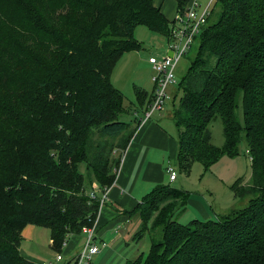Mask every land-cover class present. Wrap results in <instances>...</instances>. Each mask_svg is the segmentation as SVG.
<instances>
[{
    "label": "trees",
    "instance_id": "trees-1",
    "mask_svg": "<svg viewBox=\"0 0 264 264\" xmlns=\"http://www.w3.org/2000/svg\"><path fill=\"white\" fill-rule=\"evenodd\" d=\"M175 1L183 10L187 0ZM1 8L0 264H36L20 252L26 225L48 228L59 252L93 226L100 203L91 184H113L114 150L136 129L122 119L113 67L141 47L136 26L168 38L173 20L153 0H0ZM195 42L171 103L177 167L189 173L197 161L209 170L237 156L243 139L250 176L230 190L247 203L182 223L189 192L157 184L131 211L140 218L131 239L138 244L147 233L148 251L121 264H264V0H214ZM135 95L141 110L147 94L135 88ZM216 118L221 145L209 129Z\"/></svg>",
    "mask_w": 264,
    "mask_h": 264
},
{
    "label": "rangeland",
    "instance_id": "rangeland-1",
    "mask_svg": "<svg viewBox=\"0 0 264 264\" xmlns=\"http://www.w3.org/2000/svg\"><path fill=\"white\" fill-rule=\"evenodd\" d=\"M164 12L169 20H172L176 4L172 0H165ZM161 2V1H159ZM199 3V9H203L208 0H197ZM3 12V8L0 9ZM171 17V18H170ZM134 37L139 42L140 48L135 50H129L124 52L115 63L112 74L111 82L118 88L124 96V108L125 112L122 115V119H133L134 110L139 107L136 100L135 88L144 90L147 94L145 104L149 102V99L155 88L154 77L156 76L152 65L149 63L148 58L162 57L167 54L169 39L161 33L150 30L145 25H138L134 29ZM197 42H193L191 48L177 61L174 66V74L176 83L173 86H168L167 96L165 104L161 109L156 110L153 113L152 120H159L165 128L172 132L177 140V131L171 120L169 113H171V103L175 100L174 96L177 91V87L180 79L185 74L189 65L190 59L194 56L195 47ZM176 101V100H175ZM145 109V108H144ZM139 110V109H138ZM141 111V110H139ZM236 117L239 123L244 124V112L242 101L239 96L236 107ZM134 123V122H133ZM209 129L212 135V142L216 145H221L223 142L222 124L218 118L211 121ZM170 162L176 170L177 179L170 182L168 179V173H166L165 183L172 187L182 188L187 190L190 194V200L193 198L201 200L209 212L208 216H202L194 206L188 203L184 212L178 216L180 222H189L193 218L206 219L216 218L218 214L229 212L232 208L244 207L247 203V198H234L230 186L235 179L241 177L245 180L250 176V160L246 153V146L243 139L239 143V153L235 157L222 156L217 162H215L209 170H204L200 162L195 161L189 173L180 171L177 167V163L170 157ZM81 164V172H85V167ZM44 234L38 235L37 244L33 245L29 243L31 248L38 254L39 248L44 249V255H41V259L44 260V264H72L68 262L70 257L65 255L63 247L61 251H56L49 246V229L39 226ZM99 239H96V243L101 246ZM149 236L144 234L142 239L137 244V249L143 256L149 248ZM59 253L62 256L61 260H56L55 256ZM136 254V253H135ZM138 254V253H137Z\"/></svg>",
    "mask_w": 264,
    "mask_h": 264
},
{
    "label": "crops",
    "instance_id": "crops-1",
    "mask_svg": "<svg viewBox=\"0 0 264 264\" xmlns=\"http://www.w3.org/2000/svg\"><path fill=\"white\" fill-rule=\"evenodd\" d=\"M172 1L176 4L175 0ZM165 2L153 0L154 5L159 6L164 15ZM175 11L172 19L178 11L177 4ZM144 108L141 111L134 110V118L127 119L134 122L136 129L126 148L114 150V156H119L120 162L113 184L102 190L96 182H92L88 191L90 194H96L98 198H102L105 193L104 203L99 206L92 226V237L95 243L96 239H99L98 241H104L106 245L92 255L90 264H121L136 255L137 243L132 241L131 235L137 229L140 218L137 213L131 211L155 185L165 183V166L171 161L170 157L176 162L178 145L174 134L159 120H152L153 113L157 111H154L149 119L138 122L143 116ZM169 115L171 117V113ZM188 203L199 210L202 216H208V207L201 200L192 197ZM21 234V254L36 264H44V260L41 259L44 249L39 248L36 254L29 245V243L39 245L37 239L40 237L37 236L44 234L42 229L37 225L28 224ZM84 238V232L70 235L63 247V253L70 257L68 262L75 264V256L80 251ZM49 241L51 247L50 233Z\"/></svg>",
    "mask_w": 264,
    "mask_h": 264
},
{
    "label": "built area",
    "instance_id": "built-area-1",
    "mask_svg": "<svg viewBox=\"0 0 264 264\" xmlns=\"http://www.w3.org/2000/svg\"><path fill=\"white\" fill-rule=\"evenodd\" d=\"M213 1L208 0L206 6L199 9L200 5L197 0H187L184 9L178 10L172 19L173 25L170 28L168 37L167 54L162 57L151 56L148 58L156 74L154 77L155 88L139 122L149 119L154 111L161 109L162 105L165 104L168 99V86H173L176 83L174 66L181 56L191 48L196 36L199 35L202 27L206 24ZM169 51L171 54H168ZM165 171L168 173L170 182L177 178L176 170L170 161L166 164ZM104 197L105 193L102 198H99L100 205L104 203ZM82 232L85 233V238L80 251L75 256V264H90L92 255L98 253L100 247L93 241L92 227H84ZM100 243L101 246L106 245L104 241ZM55 259L61 260L62 256L57 253Z\"/></svg>",
    "mask_w": 264,
    "mask_h": 264
},
{
    "label": "water",
    "instance_id": "water-1",
    "mask_svg": "<svg viewBox=\"0 0 264 264\" xmlns=\"http://www.w3.org/2000/svg\"><path fill=\"white\" fill-rule=\"evenodd\" d=\"M168 54H171V52L169 51Z\"/></svg>",
    "mask_w": 264,
    "mask_h": 264
}]
</instances>
